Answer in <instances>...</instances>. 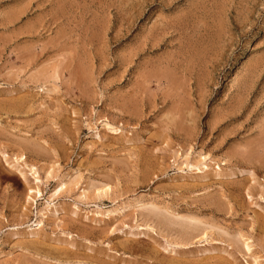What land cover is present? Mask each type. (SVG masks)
Returning <instances> with one entry per match:
<instances>
[{"label":"rangeland","instance_id":"374dc122","mask_svg":"<svg viewBox=\"0 0 264 264\" xmlns=\"http://www.w3.org/2000/svg\"><path fill=\"white\" fill-rule=\"evenodd\" d=\"M0 139V264H264V0H0Z\"/></svg>","mask_w":264,"mask_h":264},{"label":"bare ground","instance_id":"6f19581e","mask_svg":"<svg viewBox=\"0 0 264 264\" xmlns=\"http://www.w3.org/2000/svg\"><path fill=\"white\" fill-rule=\"evenodd\" d=\"M81 69V68H80ZM83 75H84V73H83ZM81 76V75H80ZM174 83V82H173ZM41 105V104H40ZM168 118V117H167ZM172 124V123H171ZM48 127V126H47ZM1 140V139H0ZM0 145H1V143H0ZM24 147H26V145H23ZM34 148V147H33ZM3 149V148H2ZM19 149H21L20 147H19ZM24 149V148H23ZM48 152V151H47ZM1 154H2V156L3 157H5V153L4 152H2L1 151ZM21 154V153H20ZM19 153H18V155H20ZM51 155V154H50ZM21 157V156H20ZM19 159H21V158H19ZM20 175H21V178H23V179H25V177H24V173H22L21 171H20ZM65 187V185L62 183V185L60 186V190L59 191H61V190H63L62 188H64ZM66 188V187H65ZM108 188V187H107ZM108 190V189H107ZM31 191V190H30ZM32 192V191H31ZM30 192V193H31ZM38 193H39V191H37ZM105 193H106V190H105ZM164 220H166V217H165V219ZM195 220V219H194ZM192 221V220H191ZM168 222H169V220H168ZM171 222V221H170ZM166 223V222H165ZM182 224V223H181ZM181 224H180V226H181ZM187 224V223H186ZM182 225L183 227L184 226H188V225ZM189 224V223H188ZM190 225V224H189ZM179 226V227H180ZM191 228H193V227H191ZM191 228H189V229H191ZM208 228H210V229H213V226L211 225L210 227H208ZM186 228H184L183 230H185ZM187 230V229H186ZM186 230L185 231H183L181 234L180 233H178L179 235H181V237H178V241L176 242L177 244H178V246H181V247H185V246H187L188 244H189V242H190V239L192 238H190V235L189 236H187L186 234H187V232H186ZM200 231H202V230H200ZM203 235H204V233H203ZM193 239H195V238H193ZM234 239H236V238H234ZM233 243V242H232ZM44 244V243H43ZM247 247V249H249V246L247 245L246 246ZM40 248V247H39ZM56 250V249H55ZM55 250H53L54 252H55ZM58 250V249H57ZM60 250V249H59ZM62 251H64L63 249H61ZM226 250V249H225ZM52 251V252H53ZM221 251H223V250H221ZM50 251H48L47 253H49ZM69 252V251H68ZM67 252V253H68ZM226 252V251H225ZM45 253V252H44ZM70 253V252H69ZM229 253V252H228ZM46 254V253H45ZM53 254V253H52ZM57 257H59L60 255L61 256H63V254H62V252H59V251H57ZM73 254V253H72ZM71 254V255H72ZM180 254V253H179ZM232 254V253H231ZM42 255V254H41ZM40 255V256H41ZM49 256H52L50 253H49ZM181 256V255H180ZM231 256V255H230ZM67 257V256H66ZM228 257H229V255H228ZM51 258V257H50ZM60 258V257H59ZM69 258V257H68ZM216 258V257H215ZM219 258V257H218ZM222 258V257H221ZM67 259V258H66ZM205 259V258H204ZM207 259V258H206ZM210 259V258H209ZM217 259V258H216ZM63 260V259H62ZM188 260V259H187ZM61 261V260H60ZM65 261V260H64ZM171 261V260H170ZM226 261H228L227 259H226ZM69 262V261H68ZM80 262V261H79ZM211 262V261H210ZM229 262V261H228ZM228 262L226 263V264H228ZM77 263V262H76ZM178 263V262H177ZM177 263H173V264H177ZM225 263V262H224ZM223 263V264H224Z\"/></svg>","mask_w":264,"mask_h":264}]
</instances>
